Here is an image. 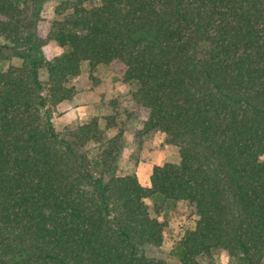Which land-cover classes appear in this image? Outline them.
Listing matches in <instances>:
<instances>
[{
    "label": "trees",
    "instance_id": "1",
    "mask_svg": "<svg viewBox=\"0 0 264 264\" xmlns=\"http://www.w3.org/2000/svg\"><path fill=\"white\" fill-rule=\"evenodd\" d=\"M70 10L42 40L37 0H0V53L21 60L0 70V264H167L140 253L170 232L146 199L193 206L179 264L217 250L261 264L264 0H74ZM47 41L62 50L50 61ZM114 63L136 86L143 132L177 149V163L152 167L149 187L92 175L95 120L66 137L51 124L83 64Z\"/></svg>",
    "mask_w": 264,
    "mask_h": 264
},
{
    "label": "rangeland",
    "instance_id": "2",
    "mask_svg": "<svg viewBox=\"0 0 264 264\" xmlns=\"http://www.w3.org/2000/svg\"><path fill=\"white\" fill-rule=\"evenodd\" d=\"M73 2L37 0L38 38L46 40L52 23L71 14ZM41 51L45 61L62 53L51 41H47ZM0 55L3 59L0 70L8 66L17 68L21 64V60L6 48ZM123 72V66L117 63L93 69L83 64L80 74L67 83L74 91L73 96L51 109V124L56 134L66 137L77 126L95 120L101 139L85 147L92 175L96 177L105 171L118 176L134 175L141 186L149 187L152 167L177 163V149L166 142L160 131L143 132L140 115L132 100L136 86L122 81ZM39 75L45 82L44 65L40 67ZM262 158L264 160V155ZM145 204L150 208L154 205L160 207L158 218L168 222L170 232L161 246H143L140 253L167 264H179L181 252L178 241L186 230L194 228L197 220L193 206L182 201L160 203L157 199H146ZM224 258L228 264H237L235 259L220 250L200 256L197 261L198 264H224ZM261 264H264V258Z\"/></svg>",
    "mask_w": 264,
    "mask_h": 264
},
{
    "label": "clouds",
    "instance_id": "3",
    "mask_svg": "<svg viewBox=\"0 0 264 264\" xmlns=\"http://www.w3.org/2000/svg\"><path fill=\"white\" fill-rule=\"evenodd\" d=\"M224 264H228V262H227V259H226V258H224Z\"/></svg>",
    "mask_w": 264,
    "mask_h": 264
}]
</instances>
